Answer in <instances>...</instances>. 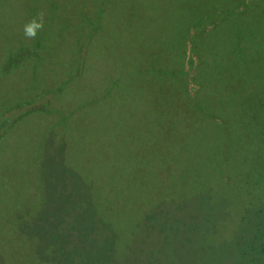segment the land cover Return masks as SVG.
Wrapping results in <instances>:
<instances>
[{
	"label": "trees",
	"instance_id": "obj_1",
	"mask_svg": "<svg viewBox=\"0 0 264 264\" xmlns=\"http://www.w3.org/2000/svg\"><path fill=\"white\" fill-rule=\"evenodd\" d=\"M89 2L90 0H85V3L81 4L85 8L82 9L85 11L84 15L82 14L73 26L69 23L62 24L60 29H52V31L46 28L54 36L61 35V37L75 31V36L79 38L77 41L80 46L77 47V54H73L75 64L72 68L75 70L70 69L69 76L65 78L66 83L69 84L66 87L69 106L64 105L63 101L56 100V92L60 87L52 91L43 90L36 86L37 79L32 77L33 98L39 93L43 94V100H36L34 104L29 103L27 113H22V117H19L17 121L14 120L6 128L9 130L0 136V147H2L0 151V197H2L0 209L4 211L3 213H8L10 210L13 215V218L8 221L7 218L1 219L0 217V264H140L148 257L151 258L147 245L152 244L154 248H157L156 245L160 243L161 248L156 252L167 254L172 264L174 260L176 264H183L186 260L185 256L178 260V253L181 256L185 254L188 256L189 247L193 252L197 248L198 250L204 248L207 250L206 252L201 251L205 252L204 254L198 251L185 264H205V259L211 256L208 250L215 247L210 242L212 237L209 238V235L214 234L218 228L217 235L219 239H223L224 234L226 236L233 234L238 224L237 232L243 231L247 235L251 232L253 238L250 239L247 236L244 244H241L242 249L234 242L233 249L231 245L224 252V257L219 256L215 262L210 264H264V176H262L263 183L260 179L251 177H247L248 180L244 183L247 191L260 194L257 198L260 200L256 206L255 201L248 200L247 197L243 200V204L236 198H227L228 202L224 205L217 200L219 197L217 195H220L222 191L220 181L229 182L232 178L229 175L230 172L225 169L227 161L225 159L229 158L228 148L232 143L235 144V137L226 133L225 125L223 126L220 121V126L218 121L212 120L210 114L207 113V108H204L206 106L195 100L197 95L208 97V94H212L211 89H208L210 88L208 77L204 83L193 82L195 91L191 92L189 88L194 69H190L192 65L188 66V57L185 52L176 49L179 50L176 54L161 56L162 63L153 57L155 54L150 56L148 62L145 60L130 61V57L127 56L129 62L122 65V70L127 71L129 75L127 79L121 78L118 84L115 81L121 74L118 76L113 74L114 81L109 84L111 86L112 82H115V87L103 86L102 91L96 93L87 91L88 86L86 85L85 88L81 85V77L78 79L77 75L81 62L89 63L91 59L90 56L88 57L89 51L86 48H91L97 39L100 43L97 47L101 50L108 34L111 36H117L118 33L126 35L129 32L127 26L138 28L141 23L138 22L135 26L133 25L134 18H131L127 25L122 24L116 29L112 27L111 30H107L106 17H104L100 31L102 34H97L95 24L105 13L101 10L94 11L90 6L87 7ZM207 13L205 11L204 16L202 15L203 17L194 26L197 32H201L200 35L214 29V25L207 21ZM211 26L212 28L209 29ZM56 41L52 44L55 50L58 49ZM145 44H140V47L134 46L133 49L145 52ZM39 49L36 47L33 53L36 54ZM29 53L30 50L27 55ZM233 56L227 55L226 64ZM22 57L24 59L26 54ZM27 58L29 63L30 59H33L34 65L37 66L35 57L27 56ZM6 62L10 66L15 64L14 60L9 57ZM116 64L119 69L122 61L117 60ZM23 73H28V71L24 70ZM145 74L147 77L144 76ZM141 75L145 78H141ZM130 78L136 82L129 81ZM233 80L227 78L230 84L224 81L222 86L221 84L217 86L216 97L211 100L229 101L233 95L241 92L246 81L244 82L242 78L238 80L237 77ZM144 83L145 85H141ZM129 84L141 91L151 88H153L151 91H157L158 88L168 86L181 89L183 97L179 96L178 99L189 101L188 107L191 115L177 111L179 116L177 121L171 114L164 125H157L159 121L150 120L154 124L153 130L151 134H147L144 132L147 129L143 118V101L140 97L134 100L137 108L133 104L134 109L121 111L122 118L126 120L124 122L119 121L118 110L113 112L112 108L110 109L107 105L105 111L100 113L101 118L97 120L99 128L106 133L99 143L102 149L94 151L96 155V159L93 160L94 166H91L89 157L85 154L83 167L70 169L72 153L69 145L62 148L65 143L61 140V133L69 138L71 133L68 135L67 133L70 132L72 126L78 124L76 130L86 135L84 130L88 131L92 125H96L92 116L98 112L101 103L109 102L108 100L112 99L116 93L125 95L123 93L126 90L123 89L128 88ZM71 87L78 89L73 91ZM230 90L237 91L231 93ZM186 93H188L187 97H185ZM126 102L129 103L128 96L120 98L121 106L129 105ZM215 105L218 106V104ZM256 108L253 109L256 110ZM4 110L5 108L1 110V113H4ZM254 111H251V108L248 110L250 115ZM65 113L70 115L66 117ZM35 114L39 117H35ZM37 118H39V124L35 125L32 130L43 131V135L35 142L36 151L28 150L25 153L23 149L16 153V147L12 148L16 138L15 141L7 142V137H10L9 132L20 128L22 122H19L23 119ZM134 118H137L136 123H134ZM131 121H133L132 124ZM240 127V129L243 127L247 130V127ZM205 128L208 131L213 129L215 133L217 132L215 136L217 134L221 136L222 140L219 138L217 146L224 150L221 159L224 158L225 161L221 168L225 170V174L223 171H215L214 174L203 163L193 160L195 151L192 152V147L188 146L191 139L187 141L189 131L194 130V140L196 132ZM21 129L23 132L28 130L26 125ZM252 130L247 131L260 133L258 126L254 124ZM261 135L264 140V134ZM252 140L250 139L249 145L255 147ZM202 148L203 152H199L201 157L205 154L204 151L208 150L205 144ZM179 150L180 157L177 159L176 154ZM149 151L148 157L146 153ZM243 158L241 157V160ZM257 158L260 162H264V152L259 153ZM98 161L101 166L96 169ZM190 164L196 168L198 173L193 178L187 175ZM136 171L147 175L142 182L144 188L147 189V200H141L139 196L133 199L126 193L128 182L130 179L132 181ZM150 177H154V182L148 186ZM183 177L191 189L190 195L180 188V181ZM155 182L158 184L155 185ZM140 192L143 193L144 189ZM232 204L240 208L244 207V214L235 212ZM237 210L239 212V209ZM221 211H223V217L231 218L227 222L230 229L226 230L223 224L220 225L223 222ZM154 233L157 239L161 238L158 244L155 239L151 238ZM234 237L241 241L239 234H235ZM10 246H12L11 249Z\"/></svg>",
	"mask_w": 264,
	"mask_h": 264
},
{
	"label": "rangeland",
	"instance_id": "obj_2",
	"mask_svg": "<svg viewBox=\"0 0 264 264\" xmlns=\"http://www.w3.org/2000/svg\"><path fill=\"white\" fill-rule=\"evenodd\" d=\"M84 3L85 0H0V101H2L0 103V136L3 132L9 130L6 128L14 120L17 121L19 117H22V113H27L26 110L30 106L28 105L29 103L34 104L36 100H43V94L39 93L33 98L32 77L37 79L36 86L41 87L43 90L52 91L60 87L56 92V100L58 102L63 101L64 105L69 106L66 93L68 92L66 87L69 84L66 83L65 78L69 76L70 69L75 70L72 68L75 64L73 54H77V47L80 46L77 41L79 38L75 36V31L66 33L61 37V35L54 36L46 28L52 31V29H60L62 24L69 23V25L73 26L85 12L82 10L85 8L81 5ZM87 5V7H92L94 11L98 12V10H101L105 13L95 24L97 34L101 31L104 17H106L105 25L107 30H111L112 27L116 29L118 25H127L131 18H134L133 25L136 26L138 22L141 23L138 28L127 26V28L129 27V32L126 35L118 33L117 36H111L108 34L106 43L103 44L101 50L97 47L100 45L97 39V44H95L96 42L94 43L95 46L92 45L91 48H86L89 51L88 57L90 56L91 59L89 60L90 65L86 61H82L80 64L77 75L78 79L81 77V85L85 86V88L87 85V91H92V93L101 92L103 86L115 87V84H119L121 78L127 79L129 77L128 73H126L127 71L122 70V65L129 62L128 57H130V61L145 60V62H148L150 56L155 54L153 57L162 63L161 56L176 54L179 51L176 49L183 50L188 57V66L192 65L190 69H194L189 90L194 92L195 84L193 82L204 83L208 77L210 86L208 89H211L212 94H208V97L197 95L195 100L199 104L200 102L204 104L206 106L204 108H207V113L210 114L211 119L218 121L219 124L221 121L223 126L225 125L226 131L225 129L223 130L235 137L234 143L236 145L232 143L229 146V158L225 159L227 160L225 169L230 172L229 175L232 178L229 179V182L220 181L219 184L222 187V191L220 195H217L219 196L217 200L224 205L228 202L227 198H236L243 204V200L247 197L248 200H254L256 206L260 200H257L260 194L247 191L244 183L247 182V177L260 179V182H262V176H264V162H260L257 158L259 153L264 152V140L261 135L264 134V0H249L248 2L247 0H90ZM205 11L208 12L206 14V16L208 15L207 21H210L209 24L214 25V29L206 31L204 35H200L201 32H197L194 26L204 16ZM222 14L225 16H221ZM33 21L41 25V27L36 29L35 37L26 36L25 26ZM211 28L212 26L209 27V29ZM103 36L105 38V34ZM57 39L59 40L56 41ZM55 41L58 48L56 50L52 46ZM142 43H146L145 52L133 49L134 46L140 47ZM36 47L40 49L35 54L33 51ZM28 50H30V53L27 55ZM24 54H26V57L23 59L22 56ZM227 55L234 56L226 64ZM27 56L35 57L37 66L34 65L33 59H30L31 62L29 63ZM8 57L14 60V65H7L6 59ZM40 60L41 63L39 64ZM117 60L122 61L119 69L116 64ZM26 61L28 62L26 63ZM4 62L6 63L4 64ZM32 69L35 70L33 71ZM21 70L28 71V73L20 72ZM113 74L115 76L121 75L117 77L116 83L112 82L113 86L112 84L110 86L109 83L114 81ZM144 76L147 77V74ZM144 76L141 75V78H145ZM235 77L238 80L242 78L244 82L246 81V83L242 82L244 85L242 90H240L241 92L233 95L229 101L211 100L216 97L217 86L220 84L222 86L224 81L228 82L227 78L233 80ZM129 81L134 83L135 80L130 78ZM228 83L230 84V82ZM141 85H145V83ZM76 89L78 88L71 87L73 91H76ZM123 90H126L123 94L128 96L129 103H126L129 105L121 106L122 103H119L120 98L125 95L122 96L119 93L114 94L112 99L108 100L109 102L103 101L99 106L98 112L92 116L94 117L93 120L96 121V125H92L88 131L84 130L86 135L76 130L78 124L72 126L70 132L67 133V135L71 133L69 138L61 133V140L65 143L62 148H66L69 145L72 153L70 169L82 168L85 154L88 155L91 166H94L93 160L96 159L94 151L102 149L99 143L102 140V136L106 133L99 128L97 120L101 118L100 113L105 111L107 105H109L110 109L112 108L113 112L118 110L119 121L124 122L126 120L122 118L121 111L134 109V106L137 108L134 100L140 97L141 101H143V118L147 129L144 132L147 134L152 133L151 130H153L154 125L152 121H159L157 125H164L171 114L173 119L177 121L179 118L177 111L187 112L191 115L188 107L189 101L178 99L179 96L183 97L181 89L168 86L158 88L157 91H151L153 88L141 91L134 85L129 84L128 88ZM235 91L230 90L231 93ZM187 95L188 93L185 94V97ZM210 103L218 104L219 107ZM254 107H257L256 110L253 109ZM4 108V113H1ZM12 108L13 110H9ZM250 108L251 111L255 110L252 115L248 112ZM69 115V113H65L66 117ZM34 116L39 117L36 114ZM133 120L134 123L137 122V118ZM19 123H21L20 128L9 132L10 137H7V142L15 141V138L16 141L18 140V143L15 141L12 146V148L16 147V153L23 149L25 153L28 150L30 152L32 150L36 151L37 145L35 142L43 135V131L36 132L32 129L39 124V118L23 119ZM253 124L258 126L261 134L248 132L253 131ZM25 125L28 130L23 132L21 128ZM80 126L82 127V124ZM240 126L247 127L248 131L243 127L240 129ZM209 130L205 128L202 131H197L194 140V130L191 129L189 131L187 141L189 138L191 139L188 146L192 147V152L195 151L193 160L203 163L206 168H210L212 173L223 171L225 174V170L221 168L222 163L225 161L224 158L221 159L224 150L217 146L221 136L219 137L218 134L215 136L217 132L215 133L213 129ZM220 133H222L221 130ZM72 136L75 139L70 138ZM250 139H253L252 143L255 147L249 145ZM24 144L26 145L24 146ZM72 144L77 145L73 146ZM204 144L208 150L204 151L205 154L201 157L199 152H203L202 147ZM26 148L27 150H25ZM1 150L2 147H0ZM150 151L146 153L148 157ZM176 157L177 159L180 157V150ZM241 157H244L243 160H241ZM99 166H101V163L98 161L96 169ZM73 172L76 173V171ZM197 174L196 168L190 164L187 175L193 178ZM216 174L218 175V173ZM146 176L141 171H136V175L132 178V181L130 179L127 185L126 193H128L129 197L134 199L139 196L141 200L148 199L147 189L144 188L142 183ZM149 180L148 186L154 182V177H150ZM156 182L159 183V181ZM156 182L155 185L158 184ZM186 182L185 177H183L180 181V188L190 195L191 189ZM142 189H144L143 193L140 192ZM1 199L2 197H0V205ZM243 208L232 204V209L239 214H244ZM249 208H251V205H249ZM237 209H239V212ZM8 211V213H3L4 211L0 209L1 219L7 218L6 220L8 221L13 218L10 210ZM221 212L223 217V211ZM230 219V217H223V222L220 223V225L223 224L226 230L231 228L227 225ZM240 222L242 223L241 219ZM238 227L239 224L233 234L228 236L224 234L223 239H219L217 235L218 228L214 234L211 233L209 235V238L212 237L210 242L215 247L208 250L211 256L205 259V264L215 262L219 256L221 258L224 257V252L231 245L232 249L234 248V242L242 249L246 237L253 238L251 232L248 235L243 231L237 232ZM235 234L241 236V241L239 238L235 239ZM152 236L151 238L155 239L157 244L161 241V238H156L157 235L155 233ZM216 242L220 244L218 245ZM161 245V243L156 245L157 248H154L155 246H152V244L147 245V251L150 252L151 255L149 256L152 259L148 257L149 260H143L140 264H172V260L167 254H158L156 252L157 249L160 250ZM9 248L11 249L12 246ZM189 248L188 256L186 254L181 256L178 253V260L185 256L186 260L183 264L191 260L198 251L201 254L207 251L204 248L200 250L197 248L193 252L192 248ZM173 264H176V260L173 261Z\"/></svg>",
	"mask_w": 264,
	"mask_h": 264
},
{
	"label": "clouds",
	"instance_id": "obj_3",
	"mask_svg": "<svg viewBox=\"0 0 264 264\" xmlns=\"http://www.w3.org/2000/svg\"><path fill=\"white\" fill-rule=\"evenodd\" d=\"M39 27H41V25L36 24L35 21H33L31 24L25 26V35L29 37H35L36 29Z\"/></svg>",
	"mask_w": 264,
	"mask_h": 264
}]
</instances>
